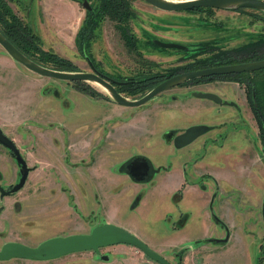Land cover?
<instances>
[{
  "label": "rangeland",
  "instance_id": "374dc122",
  "mask_svg": "<svg viewBox=\"0 0 264 264\" xmlns=\"http://www.w3.org/2000/svg\"><path fill=\"white\" fill-rule=\"evenodd\" d=\"M1 1L0 21L5 13L13 16L19 26L13 25L30 34V45L18 44L42 65L57 64L48 53L69 61L72 71H90L89 60L98 72L125 81L115 87L129 99L155 84L140 87L147 76L226 64L231 58L219 61V53L245 48L264 36V12L255 9L167 12L143 0H127L132 16L125 30L99 15L100 0ZM83 1L89 8L82 6ZM5 19L10 20L6 15ZM82 21L85 27L93 23L85 55L74 44ZM129 35L133 39L126 46ZM155 41L189 47H163ZM263 50L254 55L257 60L264 58ZM227 77L237 80L221 76L209 83L187 84L190 88L176 86L141 105L125 107L96 83L37 75L0 47V128L34 166L20 190L0 198V245L17 241L35 246L56 235L89 233L108 221L135 228L138 238L171 264H264V148L242 86ZM129 78L139 83L128 85ZM195 92L215 93L236 106L195 98ZM185 94L191 99L184 102ZM198 121L210 129L188 145L178 149L164 142L161 134L167 128L181 132ZM134 156L146 158L151 167H180L186 181L200 189L176 188V181L172 184L166 178L168 172L155 173L154 168L150 178L137 182L124 169ZM0 174L4 188L18 175L1 145ZM180 212L187 213L179 223ZM207 212L213 233L206 228ZM188 215V222L175 229ZM227 231L226 241L218 243L216 239ZM126 245L123 253L121 245L100 247L106 260L88 250L50 260H0V264H158Z\"/></svg>",
  "mask_w": 264,
  "mask_h": 264
},
{
  "label": "water",
  "instance_id": "95a60500",
  "mask_svg": "<svg viewBox=\"0 0 264 264\" xmlns=\"http://www.w3.org/2000/svg\"><path fill=\"white\" fill-rule=\"evenodd\" d=\"M148 5L167 12L190 10L194 8H216V9H255L264 12V0H143ZM84 8H89L85 1L82 2ZM156 44L163 47L183 48L182 45L171 42L155 41ZM0 47L17 63L21 64L27 70L47 78L62 81H89L98 84L105 89L110 98L117 104L127 107H134L143 104L160 92H163L173 86L179 85L187 80L196 79L212 75H224L231 73L253 72L264 68V58L247 62L224 64L210 66L195 70L183 71L164 78L153 85L147 92L135 99H129L120 94L112 83L114 82L105 75L97 71H63L43 66L21 53L15 48L1 33ZM91 65L90 61H88ZM193 96L206 98L218 102L220 99L216 94L209 92H195ZM206 126L203 124L190 125L183 132L173 137V145L177 148L190 143L194 138L200 135ZM169 131L164 134L165 139L169 137ZM0 144L6 147L15 157L18 164L21 165V176L16 184L8 191H3L0 187V197L10 192L16 191L24 182L27 168L20 156V152L12 140L6 136L0 128ZM128 173L136 180H142L146 173L147 163L143 157L139 161L134 159L127 163ZM138 174V176H136ZM262 218L264 222V203L262 205ZM228 235L222 239L225 241ZM216 241H219L216 239ZM127 244L140 250L146 257L158 264H171L162 255L148 247L142 240L136 237L126 229L104 222L92 227L89 233L69 234L65 236H53L42 240L36 246H27L22 243L8 241L0 246V260L10 258L26 259H51L71 252L92 250L98 253L100 247L112 244ZM105 259V256H101Z\"/></svg>",
  "mask_w": 264,
  "mask_h": 264
},
{
  "label": "trees",
  "instance_id": "16d2710c",
  "mask_svg": "<svg viewBox=\"0 0 264 264\" xmlns=\"http://www.w3.org/2000/svg\"><path fill=\"white\" fill-rule=\"evenodd\" d=\"M3 6L4 3L0 0V15L3 12L2 11ZM232 10H238V9H232ZM98 11L100 16L102 17L108 16L111 20H114L116 22L115 26L117 28L125 27V30L128 29V21L131 18L132 14H131V10L128 7L127 0H100ZM5 15L10 20L7 19L8 20L7 21L5 19ZM5 15L3 17L5 22L0 21V33L25 56H27L28 58H30L31 60L37 63L43 64L40 60L35 59L31 55V53L28 50H26V47H22L18 44L20 43L25 46L24 44L25 42L27 45H30V41L28 40V36L30 34L25 35L24 33L20 32L19 29H17L18 28L17 26L13 25V24L18 25V24L15 21H13V16L10 13H5ZM85 25H86L85 22H83V24H81L78 27L74 37L75 48L83 55L86 54V48L89 40L91 39V31H92L93 23H89L86 27ZM1 26H4L5 30L6 27H8V31L7 30L5 31L4 29L2 30ZM120 32H122V37H124L125 32L123 31ZM132 39H133L132 35H129L128 41H125L126 46L130 44V41H132ZM236 49L237 50L234 49L228 50L224 54L219 53L216 56V59L221 61L222 58L230 57L231 59H229L230 61L228 63L247 62L254 60V58H256L255 60H257L258 57H254V55L258 54L259 53L258 51L264 49V36L257 38L255 43H251L245 48L244 46H242ZM239 51H241L242 53L247 52V55L249 56L239 54L238 53ZM262 52H264V50L261 51V53ZM48 56L53 58V61H56L57 63L54 67H52V69L63 70V71L73 70L71 67V63L69 61L57 57L52 53H48ZM240 59H245V60H240ZM218 64H225V63H218ZM262 73H264V69L254 71L252 73L242 72V73L230 74V75L233 76V78H236L238 81L243 82L247 86V88L245 86V90L247 92L248 104L249 107H251L254 116L256 118L258 135L261 144L263 145L264 148V78ZM249 75H254V78L248 79ZM156 79L157 78L154 75L147 76L140 80L141 83H143L142 86L140 87H143L146 83H154V82L156 83ZM138 83H139L138 81H132L131 79H129V81L127 82L128 85H137ZM248 93L251 94H249L248 96ZM118 170L121 171L123 169L118 168Z\"/></svg>",
  "mask_w": 264,
  "mask_h": 264
},
{
  "label": "flooded vegetation",
  "instance_id": "af4514ba",
  "mask_svg": "<svg viewBox=\"0 0 264 264\" xmlns=\"http://www.w3.org/2000/svg\"><path fill=\"white\" fill-rule=\"evenodd\" d=\"M189 10V9H188ZM201 11V10H200ZM183 46V49H185L186 47H189V46H184V45H182ZM85 59H86V57H85ZM87 60V59H86ZM88 61L89 60H87V63H88ZM233 63H240V62H232V63H228V64H233ZM40 64V63H39ZM89 64V63H88ZM227 64V63H226ZM42 65V64H41ZM92 65V64H91ZM224 65V64H223ZM44 66V65H43ZM215 66H217V65H215ZM89 67L91 68V70L90 71H97V69L96 68H94L93 66H90L89 65ZM206 67H208V66H206ZM200 68H205V67H200ZM200 68H195V69H200ZM195 69H185L184 71H188V70H195ZM98 72V71H97ZM180 72H183V71H177V72H172V73H170V74H167V75H156V83H158V82H160L161 80H163L164 78H166V77H169V76H171V75H174V74H177V73H180ZM254 72V71H253ZM98 73H100V72H98ZM242 73V72H241ZM244 73H252V72H244ZM100 74H102V73H100ZM231 74H238V73H231ZM102 75H104V74H102ZM105 76H107V75H105ZM221 76H223V77H226V76H231L230 74H224V75H212V76H206V77H201V78H196V79H190V80H187V81H185V82H183V83H181V84H179V85H176V86H187V87H193V86H189V85H187V84H191V85H193V84H196V85H198L199 83H209V82H211L215 77H221ZM108 77V76H107ZM108 78H110V77H108ZM228 78V79H227ZM226 78V80H229V81H234V82H236V83H238V85H241L242 86V88H243V92H244V98H245V102H246V105H247V108H248V111H249V114H251L252 115V117L255 119V122H256V118H255V116H254V113H253V111H252V109H251V107H249V104H248V98H247V92H246V90H245V87H244V83L243 82H240V81H238V80H230L229 79V77H227ZM111 80H113L114 82L112 83V85L114 86V88L116 89V91H118L117 90V88L115 87V85L117 86L118 84H122V82H125V81H117V80H115V79H113V78H110ZM128 79V78H127ZM129 79H131V78H129ZM129 81V80H128ZM127 81V82H128ZM66 82H70V81H66ZM155 83V84H156ZM154 84V85H155ZM176 86H173V87H176ZM173 87H171V88H173ZM171 88H169V89H171ZM169 89H167V90H169ZM187 89V88H186ZM81 91H83L82 89H81ZM84 92V91H83ZM119 92V91H118ZM184 92H187L186 90H184ZM120 93V92H119ZM121 94V93H120ZM213 94H215V93H213ZM187 94H185L184 96H183V98H184V102L186 101L185 99H188V98H191V97H187V98H185V96H186ZM218 96V95H217ZM195 97V96H194ZM219 97V96H218ZM152 98H154V97H152ZM195 98H198V99H201V98H199V97H195ZM111 99V98H110ZM220 99V98H219ZM112 100V99H111ZM209 100V99H208ZM171 101H173V100H171ZM213 101V100H212ZM114 102V101H113ZM216 102V101H215ZM145 103V102H144ZM217 104H222V103H228V104H231V105H233V106H236V104L234 103V102H232V101H228V102H226V101H223L222 99H220L218 102H216ZM117 104V103H116ZM119 105V104H118ZM122 106V105H121ZM125 107H127V106H125ZM194 124H203V125H205L206 126V128H205V130L200 134V135H198L197 137H199V136H201V135H203L204 133H206L210 128H209V126L208 125H206L205 123H203L202 121H198L197 123L195 122V123H193V124H190V125H194ZM256 124H257V122H256ZM190 125H188V126H190ZM187 126V127H188ZM187 127H184L182 130H181V132H183L184 131V129L185 128H187ZM258 128V127H257ZM169 131V137H167V140L165 139L166 137V135H164V134H166L167 132ZM181 132H176V131H174V129H170V128H167L166 130H164L163 132H162V134H161V136H162V138L164 139V142H166V143H169V142H171L172 143V145H173V142H172V140H173V137L175 136V135H177V134H179V133H181ZM259 136V135H258ZM196 137V138H197ZM196 138H194L193 140H195ZM192 140V141H193ZM191 141V142H192ZM190 142V143H191ZM189 144V143H188ZM188 144H186V145H188ZM1 145V144H0ZM186 145H184V146H186ZM2 147H4L3 145H1ZM174 146V145H173ZM184 146H182V147H184ZM175 147V146H174ZM182 147H179V148H182ZM7 151H8V154H9V156H10V158L14 161V163H15V165L17 166V179L15 180V182H13L12 184H10L7 188H4L2 185H0V187L2 188V190L3 191H8V190H10L11 188H12V186L14 185V184H16L17 182H18V180H19V178H20V176H21V173H20V168H21V165L20 164H18L17 162H16V160H15V157L10 153V151L6 148V147H4ZM175 148H177V147H175ZM178 148V149H179ZM20 156H21V158L23 159V161H24V165H25V167L27 168V172H26V177H25V179H24V182H23V184L16 190V191H14V192H10V193H8V194H6V195H3V196H7V195H10V194H13V193H15V192H17L18 190H20L22 187H23V185H24V183H25V180H26V178H27V175H28V173L32 170V169H34V166H29L28 164H27V162H26V160H25V158H24V156L23 155H21L20 154ZM140 157H142V156H134L133 158H131V159H129L128 161H127V163L128 162H130L131 160H134V159H136V160H138L139 161V158ZM143 159L146 161V163H147V169H146V173L143 175V179L141 180V181H145V180H147L148 178H150V176H151V174H153V173H151V169L152 168H154V166H152L151 167V163H149L150 161H147V159L146 158H144L143 157ZM127 163L125 164V170H126V172H127V174H129L128 173V167L126 166L127 165ZM122 167V165H120L119 164V167L118 168H121ZM157 169V168H156ZM1 175V174H0ZM129 176L132 178V179H134V180H136L133 176H131L130 174H129ZM136 176H138V174L136 175ZM198 185V184H197ZM198 187L200 188V186L198 185ZM177 192V191H176ZM2 196V197H3ZM2 197H0V198H2ZM264 203V202H263ZM209 204H210V202H209ZM263 205V204H262ZM209 208H210V206H209ZM183 213V212H182ZM180 213L179 214V216H178V218L179 217H181V216H183V214H185V213ZM261 214H262V208H261ZM213 218L215 219V220H217V217H214L213 216ZM178 220V219H177ZM220 220V219H219ZM262 220H263V218H262ZM108 223H110V222H108ZM264 223V222H263ZM221 224V223H220ZM222 224H223V226H224V228H225V224L222 222ZM181 225V224H180ZM228 233V231L227 232H224V234H223V236L225 237V234H227ZM74 234H78V233H74ZM80 234V233H79ZM82 234V233H81ZM56 236H64V235H56ZM53 237V236H52ZM223 237V238H224ZM49 238V237H48ZM222 237L221 238H218V242H224V241H222V239H223ZM47 239V238H46ZM44 240V239H43ZM42 241V240H41ZM40 241V242H41ZM226 241V240H225ZM8 242V241H7ZM13 242H17V241H13ZM5 243V242H4ZM18 243H20V242H18ZM39 243V242H38ZM37 243V244H38ZM3 244V243H2ZM1 244V245H2ZM23 244V243H22ZM36 244V245H37ZM0 245V246H1ZM26 245V244H25ZM35 245V246H36ZM27 246H29V245H27ZM109 246V245H108ZM31 247H33V246H31ZM104 247H106V246H104ZM84 251H88V250H84ZM90 251H92V250H90ZM98 251H99V249H98ZM77 252H79V251H77ZM93 253H96V252H94L93 251ZM96 254H98V257L99 258H101V259H103L101 256H104V255H102V254H99V252L98 253H96ZM180 255V252L178 251L177 253H176V256H179ZM61 256H64V255H61ZM58 257H60V256H58ZM58 257H56V258H58ZM106 257V256H105ZM11 259V258H10ZM18 259H26V258H18ZM51 259H53V258H51ZM8 260V259H7ZM34 260H39V259H34ZM42 260H50V259H42ZM104 260H106V258L104 259Z\"/></svg>",
  "mask_w": 264,
  "mask_h": 264
},
{
  "label": "crops",
  "instance_id": "0c3cea01",
  "mask_svg": "<svg viewBox=\"0 0 264 264\" xmlns=\"http://www.w3.org/2000/svg\"><path fill=\"white\" fill-rule=\"evenodd\" d=\"M64 38V37H63ZM60 39V38H59ZM53 48H56L55 46L53 47ZM188 99H191V98H188ZM189 103H191V100H189V101H187L186 103H184V108H187L186 106H189L188 104ZM193 103V102H192ZM198 107V106H197ZM196 107V108H197ZM188 109V108H187ZM190 110V109H189ZM194 110V109H193ZM192 111V110H191ZM157 168V169H156ZM154 172L156 173V172H158L160 169H161V171H165V173H167V176H166V178L168 179V181H170L172 184H173V182L174 181H176L175 182V185H176V188L177 187H180L181 188V186H185V188H191V187H195V188H198V189H200L199 187H197L195 184H193L192 182H188V181H186V174H185V172H184V170L182 169V168H180V167H173V168H170V169H166V170H164L163 168H162V166H157V167H154ZM129 175V174H128ZM137 182H142L141 180H136ZM193 184V185H192ZM179 190V189H178ZM183 192V191H182ZM173 193H174V191H173ZM203 193V192H202ZM184 196V192H183V194L180 196V198L178 199V200H180L182 197ZM207 201L205 200V206H207ZM180 213H182V212H180ZM183 213H187V212H183ZM189 213V212H188ZM180 218L181 217H179V218H177V219H179V223H180ZM210 218L211 217H209V214H208V212H207V217H206V220H208V223L209 224H206V222L204 223V224H206L207 226H206V228H207V230L208 229H210V228H212L213 230L211 231V232H209V233H213L214 231H215V228H213V224L211 223V220H210ZM190 219V216L188 215V217H187V219L184 221V223L182 224V225H180V227H176L175 229H180V228H182L187 222H188V220ZM106 222H108V221H106ZM223 223H225L226 224V226H228L227 225V222H223ZM210 225H212V226H210ZM121 227V226H120ZM122 228H124V229H126L127 231H129V232H131V233H133V234H135L137 237H138V235H137V231L135 230V228H132V227H128V228H125V227H122ZM130 228V229H129ZM229 228V227H228ZM229 231V230H228ZM221 233V232H220ZM229 234H230V232H229ZM206 235V234H205ZM215 235L217 236V235H219V234H217V233H215ZM229 236V235H228ZM228 238V237H227ZM140 239V238H139ZM140 240H142V239H140ZM142 241H144V240H142ZM218 243H222V242H218ZM146 244V243H145ZM179 244V243H178ZM177 244V245H178ZM181 244V243H180ZM118 245H121L122 247H124V251H120V253L122 252H125L126 251V247L124 246V245H126V244H124V245H122L121 243H117V244H112V245H109V246H106V247H110V248H112V247H117ZM126 246H128V247H132V246H130V245H126ZM148 246V245H147ZM149 247V246H148ZM113 249V248H112ZM114 249H117V248H114ZM108 251H111V250H108ZM72 253H74V252H71V253H68V254H72ZM68 254H65V255H68ZM76 258H81V257H76ZM11 259H13V258H11ZM54 259V258H53ZM30 260H34V259H30ZM73 260V259H72ZM102 260H104V259H102ZM68 261H70V260H68Z\"/></svg>",
  "mask_w": 264,
  "mask_h": 264
}]
</instances>
